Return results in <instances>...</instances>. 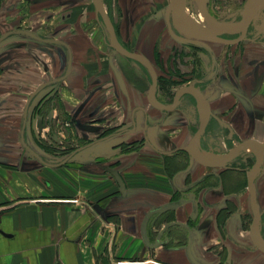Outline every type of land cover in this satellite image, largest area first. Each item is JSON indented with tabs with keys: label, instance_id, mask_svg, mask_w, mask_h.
<instances>
[{
	"label": "crops",
	"instance_id": "crops-1",
	"mask_svg": "<svg viewBox=\"0 0 264 264\" xmlns=\"http://www.w3.org/2000/svg\"><path fill=\"white\" fill-rule=\"evenodd\" d=\"M120 1L126 5L133 0ZM135 3L119 32L125 31L130 51L155 68L153 100L171 104L185 86L184 77L208 101L213 116L194 142L198 153L216 161L244 141L264 144V44L237 43L215 57L211 47L205 53L188 47L181 51V36L172 34L166 21V1L149 2L156 8L149 5L148 16L157 10L163 16L147 24L146 14L140 13L144 7ZM44 8L51 6L36 9ZM98 14L90 32L82 23L73 33L64 29V18L61 23L46 19L54 25L52 32L45 24L27 30V19L16 26L10 16L0 19V43L16 33L36 35L29 43V65L5 71L0 91L17 80L27 82L20 87L30 90L20 143L41 163L23 172L19 157L11 159L5 145L0 146V264H264V251L254 241L255 235L264 243V159L253 174L260 208L255 229L249 190L255 162L249 167L248 156L234 159L242 151L259 154L257 147L247 145L222 167L195 161L189 145L207 115L205 103L184 92L175 110L155 108L149 100L148 68L110 46ZM195 53L196 65L184 69L182 58L193 59ZM162 77L170 81L168 98ZM53 84L60 85L63 111L54 110L49 121L75 117L74 135L84 144L49 164L26 139L27 109L42 88ZM186 116L198 123L191 134L182 132ZM219 129L222 135L230 132L223 155L206 146L221 136ZM76 153L77 158L93 156L71 164ZM109 168L122 176L125 195Z\"/></svg>",
	"mask_w": 264,
	"mask_h": 264
},
{
	"label": "rangeland",
	"instance_id": "rangeland-1",
	"mask_svg": "<svg viewBox=\"0 0 264 264\" xmlns=\"http://www.w3.org/2000/svg\"><path fill=\"white\" fill-rule=\"evenodd\" d=\"M119 1L120 0H101L103 4L105 3V9L114 24L118 43L124 48L131 50V48L133 47H131L132 45L130 42H127L129 40H126L125 31H123L121 35V32H119V26L121 28V25L122 23H124L126 16H130V8H132L134 2L138 3L137 5L144 7V10H141L140 13L146 14V19L144 18L146 24L149 23V21H155L154 19L156 18H162L163 15L162 12L157 10L154 14L148 16L149 7L154 5V8H156L154 3L149 4V2L157 0H133L129 1V3L126 5L120 4ZM165 1L169 6L170 0ZM246 1L247 0H207L210 12L219 21L229 24H237L239 20L242 19V17L244 16V8ZM88 2L90 3V9L85 8V6L88 5ZM259 3L260 5L257 8V11L255 12V17L253 18L248 31V37L252 40H244L240 42L241 45L245 42L252 41L258 42L259 44H264V1H260ZM45 4L51 6V8H44L39 10L36 9L37 7H41V5ZM185 4L190 7L193 13H197H194V15L199 20H201L207 28L209 25L207 21L201 16L195 0H185ZM58 6H62L63 10H57ZM95 12L97 14L99 13L92 0H0V19L2 20L3 18H7L10 16L12 20L10 19L9 21L11 22L10 24L13 26L19 25L20 23H23L22 21L27 19L25 23L27 26V30H37V28L41 27V25L43 24L48 25L47 23L50 22L46 21V19L48 18H50V20L51 18H58V21L60 23L62 18H64L63 27L64 29L69 28L70 33H73L74 29H76L78 25L82 23L83 25L86 24V30H88L87 32H90L92 30V25L90 22H92V18L93 16H95ZM98 15L99 23H101L103 32L106 34L108 42L110 44V35L108 33L104 18L100 13ZM169 18L171 19L170 13ZM66 20H69L68 26L66 25ZM174 26L176 28L174 27L171 30V33L175 34L176 36H181V51H184L185 48L188 47L189 50H191L192 52L198 51V53H205L207 48L210 49L209 47H211L215 51L213 52V57H215L216 52L221 53V51H225L226 49L232 50L233 46L236 45L217 42H190L188 41L189 38L182 34L180 31L178 32V27L176 25ZM48 27L49 31L52 32L54 25H48ZM59 28H62V25H59ZM49 31L45 33L49 34ZM32 35L36 36L32 32H30L29 34L16 33L7 38L4 42L0 43L1 79L4 76V72L10 70L11 67H13L14 65H29V43L32 40ZM155 49H157V47ZM188 54L191 55V53L189 52ZM183 56L185 55L183 54ZM188 56L182 58V64L184 65V69L186 70L189 68V65H196L194 57L196 56V53L193 55V59L188 58ZM214 59L216 60V58ZM161 80V84L162 86H164L165 92L168 93L167 95H165V98H168V95L171 93V85L170 83H168L170 81L168 79H165L164 77H162ZM26 83V81L17 80L16 83H9L7 85L9 89H7L6 91H0V99H2L4 101L3 103H5L0 105V146L5 145L6 151H9L7 153H11V159L13 158L14 154L17 156V158L19 157L23 172H29L30 167L34 166L35 163L41 164L35 158L34 154L24 149L20 143V120L21 116L26 110L24 106L25 99L30 94V90L20 87L24 86ZM181 83L185 86H196V84L189 82V79L184 77L182 78ZM14 85L15 88L13 87ZM59 87V84H53L42 88L39 94L33 100L30 107L27 109L29 112V123L26 131V139L28 143L33 147V149L40 154L44 161L49 164L57 163L66 159L67 156L72 154L76 149H78L81 145L84 144V139L78 138L74 135L73 128L75 123V117L65 116L63 120L59 119V121L57 122L49 121L51 120L50 114L54 110H57L59 115H62L63 106L60 100L61 91ZM187 93L192 94L191 92ZM193 95L197 98L199 103H203L202 100H200L195 94ZM79 108L80 107L75 108V114H77ZM96 113L97 111L93 112V114ZM181 124L183 125V133L186 130L187 133L190 132L191 134L198 127V123H196L192 116H186L185 118L183 117V119L181 120ZM222 131V129L216 131L218 132V134H221V136L206 141L208 142L206 146L209 148V150L217 155H223L224 152L228 150L227 147L224 148L222 145L229 139L230 132L225 130L224 134L222 135ZM257 150L259 154L256 155L253 153L242 151L234 159L241 160L248 156L246 158V163L249 167H251L254 164L255 160L261 156V152L258 147ZM78 154L79 153H76L72 157L71 164H76V162L79 161L83 162L85 158L93 156V154L89 153L86 154V157L81 155L79 158H77ZM71 168L76 167L73 165ZM106 175H108V173H106ZM261 205L263 208L264 202H261Z\"/></svg>",
	"mask_w": 264,
	"mask_h": 264
},
{
	"label": "water",
	"instance_id": "water-1",
	"mask_svg": "<svg viewBox=\"0 0 264 264\" xmlns=\"http://www.w3.org/2000/svg\"><path fill=\"white\" fill-rule=\"evenodd\" d=\"M260 1H264V0H247L246 4H245V8H244V16L242 17L241 20H239L238 25L233 26V24L221 22L215 17L210 12V10L208 8L207 0H195L200 14L208 21V23L211 27V29L209 31L199 32V31H196L193 29H189L183 24V22L181 20V15H180V0H170V5L167 9V21H168L169 27L171 28L170 18H169V13H170L171 17H172L175 25L178 27L179 31L182 34H184L185 36H187L189 38L188 41H190V42L191 41H197V42H217V43H224V44H237V43H240L244 40H248L246 35L248 33L249 27H250L252 20H253V17H252L253 6ZM93 2L97 8V11L102 15V17L104 18V21L106 23L108 33L110 35V46L117 53H119L121 55H124L128 58H135V59L140 60L148 68L150 75H151V79H152L149 100H150V103L155 108L160 109L162 111H173V110H175L178 103H179V96L184 92H191V93L195 94L200 100H202L205 103V105L207 107V115H206L205 119L202 121L198 131L196 132L193 140L191 141V143L189 145V151H190V153H191V155L195 161H197V162H199L205 166H209V167H222L235 154L242 151L247 145L253 144L260 149L261 156L258 157V159L255 162V164L253 165V168H252L250 175H249V181H250L249 190H250V194H251V201L253 203L254 210H255V222L253 225V227L255 229V224L257 223L258 220H260V208H259V204L257 201V195H256V191H255L253 174H254L255 170L257 169V167L259 166V164L263 158L264 144H262L258 141H255V140H247V141H244V142L240 143L239 145L235 146L234 148H232L228 153H226L224 155L223 158H221L219 160L206 161V160H203L201 157H199V155L197 154V152L194 149V142L198 137H200L205 132L207 125L209 123V120H210L211 116H213L211 113V110L209 108L208 101L205 98V96L203 95V93L199 90V88L197 86L189 85V86H184V87L180 88L176 93L174 101L169 105L161 104V103H158L155 100H153L152 95H153V92L156 90L157 85H158V76H157V73L155 71V68L153 67L151 62L146 57H144L143 55H140L136 52L130 51L118 43L114 24L111 21L105 7L103 6V3L101 2V0H93ZM224 35H238V37L226 38V37H224ZM66 161H63L61 164L66 163ZM55 166H57V165H55ZM108 172L116 179L117 183L119 184L121 193L123 195H125L127 192V188H126L125 182H124L122 176L120 175V173L114 169H111V168L108 169ZM254 241H255V244L262 251H264V243L259 241V239H257L255 237V235H254Z\"/></svg>",
	"mask_w": 264,
	"mask_h": 264
},
{
	"label": "bare ground",
	"instance_id": "bare-ground-1",
	"mask_svg": "<svg viewBox=\"0 0 264 264\" xmlns=\"http://www.w3.org/2000/svg\"><path fill=\"white\" fill-rule=\"evenodd\" d=\"M260 3H256L254 6H253V12H252V17L254 18L255 17V12L257 11V8L259 7ZM195 13V12H194ZM194 13L191 11L190 7L187 6L185 4V0H180V15H181V20L183 22V24L189 28V29H193V30H196V31H199V32H206V31H209L211 29L208 21V27L206 28V26L204 25V23L199 20L195 15ZM197 14V13H195ZM238 25L237 24H233V26H236ZM203 102V101H202ZM206 116V115H205ZM196 143V142H195ZM195 143H194V149L195 151L197 152V154L199 155V157H201L203 160H206V161H210V160H214L215 158L213 156H211L210 154L206 153V152H201V154L198 153V151L196 150L195 148ZM249 146V145H248ZM246 146V147H248ZM254 146V145H253ZM245 147V148H246ZM256 147V146H255ZM244 148V149H245ZM243 149V150H244ZM255 149V148H253ZM236 155V154H235ZM215 161V160H214Z\"/></svg>",
	"mask_w": 264,
	"mask_h": 264
},
{
	"label": "flooded vegetation",
	"instance_id": "flooded-vegetation-1",
	"mask_svg": "<svg viewBox=\"0 0 264 264\" xmlns=\"http://www.w3.org/2000/svg\"><path fill=\"white\" fill-rule=\"evenodd\" d=\"M165 17H167V15L165 16ZM167 19V18H166ZM167 21V20H166ZM168 22V21H167ZM170 25H171V29H173L175 26V23H174V21H173V19H172V17H171V19H170ZM176 28V27H175ZM249 31V30H248ZM178 32H179V30H178ZM231 36V37H230ZM224 37H226V38H235V37H238V35H224ZM246 37L250 40L251 38H249L248 37V33H247V35H246ZM252 40V39H251ZM258 159V158H257ZM257 159L255 160V162L257 161ZM264 159V155H263V158H262V160ZM261 160V161H262ZM261 163V162H260Z\"/></svg>",
	"mask_w": 264,
	"mask_h": 264
}]
</instances>
